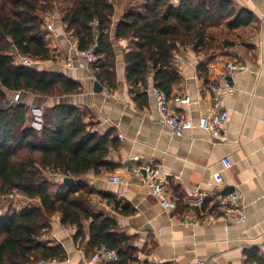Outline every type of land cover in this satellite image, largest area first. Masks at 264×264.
I'll use <instances>...</instances> for the list:
<instances>
[{
	"label": "crops",
	"instance_id": "obj_1",
	"mask_svg": "<svg viewBox=\"0 0 264 264\" xmlns=\"http://www.w3.org/2000/svg\"><path fill=\"white\" fill-rule=\"evenodd\" d=\"M110 1L114 7L109 31L115 53L116 88L113 90L101 82L102 89L93 90L96 79L92 66L72 69L66 64L69 54L77 56L72 48L76 40L66 31L64 22L73 0H54L53 7L42 13L43 27L54 34L65 59L60 64L51 60L41 62L42 71L65 74L81 88L78 94L46 97L48 99L42 103L88 107L96 122L95 129L102 134L111 132L119 142L108 155L112 169L100 173L89 171L80 178L106 195L101 199L93 194L97 210L114 220L118 232L132 238L138 264H196L200 261L204 264H264V0H232L236 11L246 8L254 14L250 24L229 29L228 22H222L208 29L210 49L196 53L187 45L174 55L173 63L181 82L173 86L172 94L190 97L188 103L174 107L194 124L180 136L160 123L155 101L148 92L147 104L141 107L129 93L123 54L132 46L127 39L115 38V30L124 15L143 14V1ZM179 2L170 0L173 6ZM230 60L245 63L247 69L233 75L234 93L223 94V106L229 115L225 124L227 140L221 141L218 135L199 128L197 120L210 105L207 84L219 82ZM152 83L150 77L148 87ZM24 96L23 101L29 106L27 119H31L32 126L40 128L42 109L46 106H35L40 100L34 94ZM148 162L161 165L169 175V191L177 204L176 210L164 208L147 186L130 175L133 165ZM112 174L119 175L121 182H111ZM233 189L238 191L239 203L245 207V222H231L219 216L203 225L181 222L185 216L200 217L203 212L214 211L217 196ZM22 202L26 207L20 210L14 209V205L0 209V220L2 216L19 215L32 209L37 200ZM116 202L118 207L130 208L132 212L116 211ZM50 229L45 240L48 244H60L66 259L38 264H112L110 262L114 261H91L95 250L89 246L88 220L84 221V236L77 240L74 239L75 228L62 225L59 214L51 218ZM250 252L254 258L248 256Z\"/></svg>",
	"mask_w": 264,
	"mask_h": 264
},
{
	"label": "trees",
	"instance_id": "obj_2",
	"mask_svg": "<svg viewBox=\"0 0 264 264\" xmlns=\"http://www.w3.org/2000/svg\"><path fill=\"white\" fill-rule=\"evenodd\" d=\"M142 1L143 14L124 15L115 30V38L127 39L132 46L123 54L125 78L140 107L147 104L150 77L155 87L174 96L172 88L181 82V76L173 57L180 47L190 45L196 53H203L212 45L210 27L228 22V28L235 29L254 19L246 8L236 11L232 0H180L177 6L170 0ZM53 2L0 0V100L5 99L4 91L21 92L18 101L0 109V208L13 193L37 200L35 207L22 214L1 217L0 264L65 260L64 248L45 240L55 214L60 215L62 225L75 228V240L84 236V221L88 220L89 246L114 250L117 260L110 263L138 264L132 238L118 232L114 220L97 210L93 194L101 199L106 195L80 179L89 171L113 168L108 155L118 147V139L111 132L102 134L95 129L96 122L86 106L58 102L46 106L40 128L27 119L25 94L61 97L81 91L80 84L67 75L16 64L9 53L12 47L22 57L62 63L63 51L54 34L43 27L42 13L50 10ZM113 14L110 0H73L64 17L66 31L79 50L97 42L92 75L110 90L116 88L115 53L109 35ZM55 173H61L62 178ZM65 177L76 180L64 183ZM114 208L123 214L132 212L118 207L117 202ZM248 256L255 257L253 252Z\"/></svg>",
	"mask_w": 264,
	"mask_h": 264
},
{
	"label": "built area",
	"instance_id": "obj_3",
	"mask_svg": "<svg viewBox=\"0 0 264 264\" xmlns=\"http://www.w3.org/2000/svg\"><path fill=\"white\" fill-rule=\"evenodd\" d=\"M97 42L94 41L91 46L85 50H79L77 45L72 46L77 53L74 58L70 54L66 57V64L72 69L88 68L97 60L96 49ZM78 57H81L79 59ZM19 65L26 67L32 66L35 60L19 56ZM247 69L245 63L236 62L233 60L227 61L226 72L219 82L209 83L206 90L210 95V105L207 111L201 114L197 120V126L206 133L216 134L221 141L227 140L225 133V124L228 119V109L223 106V94L232 95L234 93L233 75L237 72H242ZM148 94L154 99L156 109L159 116V121L162 125L168 127L174 135H182L185 129H191L193 122L190 118L184 116L175 109L176 104L188 103L190 97L188 95L168 97L166 93L152 83L147 87ZM20 93L16 92L11 98L12 102L18 101ZM130 175L136 178L142 185L147 186L151 194L158 198L160 204L171 211L177 209V204L170 196L169 191V175L163 170L159 164L148 162L135 164L129 171ZM58 178H62L61 173L54 174ZM111 182H121V177L117 174L109 176ZM239 194L236 189L229 192H224L217 196V205L214 211H206L201 213L200 217L196 215L192 218L183 217L181 222L183 224L203 225L209 224L219 216L231 222H245L246 213L245 207L239 203ZM217 211V212H216ZM108 259L117 260V254L114 250H109L103 246L97 248L91 256V261ZM196 264H204L203 262H196Z\"/></svg>",
	"mask_w": 264,
	"mask_h": 264
},
{
	"label": "rangeland",
	"instance_id": "obj_4",
	"mask_svg": "<svg viewBox=\"0 0 264 264\" xmlns=\"http://www.w3.org/2000/svg\"><path fill=\"white\" fill-rule=\"evenodd\" d=\"M43 15V14H42ZM9 53L12 55V57H13V59H14V63H16V64H18L19 63V54L18 53H16L13 49H12V47L9 49ZM65 60V59H64ZM45 61H47V60H45ZM43 63L44 61L43 60H35L34 61V63L32 64V66H30V67H32L33 69H35V70H37V71H42V68H41V66H40V63ZM45 63V62H44ZM56 63V62H55ZM95 67V66H94ZM94 67H92V70L94 69ZM47 73H53V72H49V71H47ZM0 89H2L1 87H0ZM5 92V99L3 100H0V109H4V108H6V107H8L9 105H10V103H11V98H12V96L14 95V94H16V92H19L20 93V98H21V92L20 91H16V92H8V91H4ZM26 95H28V94H25V96ZM34 95H36V97H37V99H39L40 101H38V102H36L35 104L34 103H32V104H34L35 106H39V105H44V106H47V105H49L51 102H46V103H42V100H46V99H48V98H46V97H48V96H43V95H37V94H34ZM24 96V97H25ZM19 98V99H20ZM52 98H56V97H50V99H52ZM1 99V98H0ZM43 108V107H42ZM30 111V113H31V109L29 110ZM30 118H29V122H30ZM32 120H33V117H32ZM31 123V122H30ZM49 173H47V175H48ZM51 174V173H50ZM49 174V175H50ZM58 179V178H57ZM59 180V179H58ZM13 195V196H12ZM9 198L7 197V198H5V199H8L7 200V202L5 201V199L3 198V201H5V203L9 206V207H13V205L15 206L14 207V209H18V210H20V209H23V207H26L25 206V203H23L22 202V200H26V199H24V198H22L20 195H18L17 193H13ZM22 198V200H20ZM3 201H2V203H3ZM5 207L6 206H3V207H1L0 209H5Z\"/></svg>",
	"mask_w": 264,
	"mask_h": 264
},
{
	"label": "water",
	"instance_id": "obj_5",
	"mask_svg": "<svg viewBox=\"0 0 264 264\" xmlns=\"http://www.w3.org/2000/svg\"><path fill=\"white\" fill-rule=\"evenodd\" d=\"M101 89H102V85L100 84V82L98 80H94V82H93V90L96 91V92H98ZM62 181L64 183H69V184L75 182V180H74L73 177H65V178H63Z\"/></svg>",
	"mask_w": 264,
	"mask_h": 264
}]
</instances>
